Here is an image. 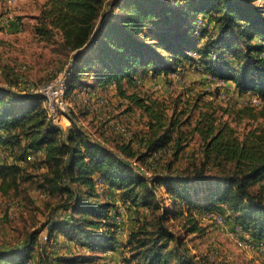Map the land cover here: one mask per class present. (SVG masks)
I'll return each instance as SVG.
<instances>
[{
	"label": "trees",
	"instance_id": "1",
	"mask_svg": "<svg viewBox=\"0 0 264 264\" xmlns=\"http://www.w3.org/2000/svg\"><path fill=\"white\" fill-rule=\"evenodd\" d=\"M35 32L71 55L68 95L114 87L149 117L137 144L117 133L126 139L116 137L111 147L75 120L66 129L52 123L42 95L0 85V149L10 161L0 162V175L16 184L39 158L48 167L42 187L65 196L70 212L50 223L47 240L60 235L89 250L59 255L58 264L93 262L119 246L128 251L121 254L125 264H202L181 250L182 240L166 225L186 219L188 234H203L195 210L218 213L264 244V126L240 135L215 113H202L192 131L203 141L202 161L174 168L189 142L179 119L185 111L167 124L163 107L135 93L144 80L169 78L198 62L212 79L264 101V0H48ZM168 154L175 161L163 164ZM201 180L205 202L197 208L191 192ZM155 185L164 187L171 208L162 206ZM115 201L149 213L126 246L110 217ZM36 243L33 235L21 247L0 250V264H40Z\"/></svg>",
	"mask_w": 264,
	"mask_h": 264
},
{
	"label": "rangeland",
	"instance_id": "2",
	"mask_svg": "<svg viewBox=\"0 0 264 264\" xmlns=\"http://www.w3.org/2000/svg\"><path fill=\"white\" fill-rule=\"evenodd\" d=\"M48 0H0V24L5 19L20 22L21 28L13 33H5L0 26V85L11 87L17 91H33L39 85L52 79L72 63L71 55L61 51L56 43L42 42L36 35L35 25L41 14L44 4ZM199 59L196 52L192 53ZM26 67L23 69V67ZM202 64L195 62L173 73L169 78L160 81H146L145 85L138 87L136 95L146 99L148 105L164 108L168 124L172 115L185 111L179 119L186 124L183 126L187 133L188 147L174 163V168L184 169L202 160L201 149L203 141L199 133L193 129L201 118L202 113H215L218 120L226 121L235 127L240 135L249 130L264 126V101L258 105L250 102L252 96L239 93L232 83L217 82L212 79ZM95 91L94 96L83 90V95L70 94L71 103L69 119H63V128H68L72 120L81 126L91 138L104 141L115 147V141L120 140L116 126L118 124L128 127L131 138L138 143L139 138L145 134L148 126V115L131 101L119 94H105ZM134 90H129L128 95ZM117 97V101L114 98ZM119 97V98H118ZM86 98V99H85ZM104 98L106 105L101 104ZM254 106V107H253ZM158 110V108H156ZM175 112V114H174ZM72 119V120H71ZM6 153L0 149V161L9 163ZM26 164L27 172L15 183L5 180L0 175V250H10L21 247L30 236H37L35 247V261L40 264H58L59 255L87 254L89 250L71 241L64 236L61 239L47 240L49 225L55 219H68L70 212L63 206L65 196L58 193L51 195L43 185L44 176L48 170L47 165L41 164L39 158ZM135 165L137 162L130 160ZM175 161L172 154H168L163 164ZM212 175L216 170L211 171ZM10 183V184H9ZM195 190L191 196L198 208L205 202L206 182L204 180L194 183ZM156 194L162 206L171 208L172 203L166 199L163 186L155 185ZM101 192H103L101 190ZM111 200L110 195H106ZM111 210V221L121 220L117 225V234L121 236L120 243L128 242L129 234L139 225V220H146L149 213L129 208L115 201ZM187 209L186 205L182 206ZM204 232L188 234L186 219L169 218L166 225L182 240L181 250L197 259L202 264H264V244L244 231L243 236L252 243L248 248L238 245L234 239L235 225L225 218L224 224L205 218L209 213L195 210ZM114 213V214H112ZM218 214V213H214ZM219 215V214H218ZM222 216V215H221ZM126 248V247H125ZM122 252L128 255L127 249ZM93 262L79 264H118L113 260L103 261L101 254ZM121 263H124L120 258ZM46 261V262H45ZM119 263V264H121ZM125 264V263H124Z\"/></svg>",
	"mask_w": 264,
	"mask_h": 264
},
{
	"label": "built area",
	"instance_id": "3",
	"mask_svg": "<svg viewBox=\"0 0 264 264\" xmlns=\"http://www.w3.org/2000/svg\"><path fill=\"white\" fill-rule=\"evenodd\" d=\"M71 64L68 65L66 69H64L62 72L58 73L55 77L52 79L44 82L43 84L39 85L36 89L33 91L43 96V106L46 110L48 119L59 126H63L62 120L63 119H69L70 116V107L71 103L68 98V82L71 77ZM26 67L24 66L23 69ZM219 82V81H217ZM250 102L253 105H258L262 103V100L260 98H257L255 96H252L250 99ZM102 105L107 106V102L104 98L101 100ZM117 133H119L122 136L128 137L130 136V131L128 128L124 125L118 124L116 126ZM114 214V213H112ZM205 218H209L212 220L217 221L220 224H224L225 218L221 215L209 213L205 216ZM112 222L119 225L121 220L115 221L112 219ZM234 230V239L238 243L239 246L243 248H248L250 246L251 240L247 239L243 236L244 229L241 226L235 227ZM124 264V263H121Z\"/></svg>",
	"mask_w": 264,
	"mask_h": 264
},
{
	"label": "crops",
	"instance_id": "4",
	"mask_svg": "<svg viewBox=\"0 0 264 264\" xmlns=\"http://www.w3.org/2000/svg\"><path fill=\"white\" fill-rule=\"evenodd\" d=\"M0 26L2 27V31L3 32H5V33H13V32H16V31H18L20 28H21V26H20V24H19V22H17V21H12L11 19H5V21H3L1 24H0ZM163 78H165V77H158V78H153V79H149V80H144V85H145V82L146 81H149V82H152V81H160L161 79H163ZM229 84V83H228ZM96 90H98V91H102L103 93H105V94H110V95H112V94H116L117 92H116V89L114 88V87H111L110 89H106V90H103V89H96ZM119 98V97H118ZM115 99V101H117L116 99H117V97L116 98H114ZM1 157V156H0ZM1 162V161H0ZM120 237L121 236H118L117 237V239L119 240V241H121V239H120ZM60 240H62V238L60 239H57L56 241H60ZM122 246H119V247H117V250H115V251H113V252H109V253H106V254H102L101 256H102V260L103 261H109V260H113V261H115V262H117L118 264L119 263H121V260H120V258H121V254H122ZM88 254V253H87Z\"/></svg>",
	"mask_w": 264,
	"mask_h": 264
}]
</instances>
